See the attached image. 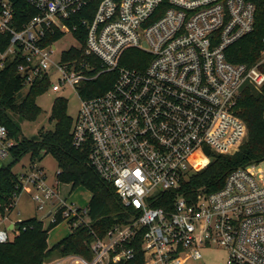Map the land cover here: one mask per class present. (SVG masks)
Listing matches in <instances>:
<instances>
[{"label":"built area","instance_id":"1","mask_svg":"<svg viewBox=\"0 0 264 264\" xmlns=\"http://www.w3.org/2000/svg\"><path fill=\"white\" fill-rule=\"evenodd\" d=\"M24 1L35 14L15 28L12 0H0V32L10 35L0 50V70L17 61L22 89L55 74L52 91L70 86L79 96L82 83L114 73L104 93L80 96L72 143L88 150L90 164L131 213L102 237L93 233L90 258L69 254L42 264H137L138 243L142 264H187L200 259L203 248L218 246L227 264H264V160L232 171L219 190L193 200L177 191L211 153L233 154L247 137L236 106L245 87L264 85V50L250 67L229 62L225 52L253 30L255 5L247 0ZM79 26L85 28L84 53L97 64L66 60L64 52L60 62L52 61L58 39L48 37L74 34ZM131 48L146 54L136 61L138 67L121 63ZM14 144L0 123V161L9 158ZM18 178L21 191L33 185L38 210L49 206V224L89 227L87 206L60 197L56 175L47 182L45 172L33 167ZM168 192H175L171 208L154 207ZM19 221L0 229V243L15 236Z\"/></svg>","mask_w":264,"mask_h":264},{"label":"trees","instance_id":"2","mask_svg":"<svg viewBox=\"0 0 264 264\" xmlns=\"http://www.w3.org/2000/svg\"><path fill=\"white\" fill-rule=\"evenodd\" d=\"M255 5V21L253 30L231 44L225 56L234 64L255 65L264 50V0H247ZM15 10V28L35 14V10L24 0H12ZM78 17V16H75ZM80 47H72L64 52L66 60L96 61L84 53L85 28L79 26L75 31ZM60 34L49 36L48 40L59 39ZM10 35L0 32V50L9 43ZM146 55L137 49H128L121 60L129 67H138L140 57ZM17 61L9 60L0 70V123L7 129L15 141L11 147L9 162L0 167V214L10 211L15 202V192L19 189L18 174L13 170L16 163L28 156L30 165L45 155H51L57 162L56 180L62 184H70L71 190L82 187L90 193L87 205L90 218L89 227H71L70 233L49 247V232L57 224L43 226L37 217L21 220L16 224L15 236L6 243H0V264H42L69 254L91 257L90 244L93 233L103 236L115 224L124 223L130 216V210L121 203L113 185L102 179L90 164L88 150L78 149L72 143L73 121L66 112L65 100L55 97L51 106L49 121L54 126L49 130L40 129L36 136L27 138L22 135L20 121H34L41 113L36 104V97L45 92L49 86L48 78L37 79L24 95L21 80L17 77L15 65ZM96 68L95 70H97ZM264 72V64L261 66ZM114 73L100 74L93 81L82 83L79 89L81 97L98 96L108 90L114 81ZM236 114L247 126L246 140L233 154L211 153L208 160L199 164L183 181L179 193L187 199H195L199 193H211L219 190L226 177L234 170L264 160V85L260 90L247 86L242 92L236 106ZM17 186V189H16ZM175 192L159 195L153 206L171 208ZM164 200L167 202L164 203ZM135 250L137 264L143 263L139 243Z\"/></svg>","mask_w":264,"mask_h":264},{"label":"rangeland","instance_id":"3","mask_svg":"<svg viewBox=\"0 0 264 264\" xmlns=\"http://www.w3.org/2000/svg\"><path fill=\"white\" fill-rule=\"evenodd\" d=\"M75 34V33H74ZM71 32H65L56 42L55 51L51 54V60L54 62H60L63 52L69 50L72 47H78L80 41ZM77 36V35H76ZM57 80V76L52 74L50 76V83H54ZM27 89L23 88L20 93L24 95ZM62 97L65 100L66 112L68 116L74 120L79 112L81 98L70 86H63L61 90L55 92L49 87L45 92L36 97V104L40 107L41 113L36 120H23L20 121L22 135L30 138L36 136L40 129L49 130L54 126V122L49 121L51 106L55 97ZM246 140V139H245ZM243 140L242 143L245 141ZM241 143V144H242ZM239 149V148H238ZM237 151V150H236ZM208 158H205L207 161ZM9 162V158L0 161V167ZM264 166V163H263ZM33 167L42 169L46 176L47 182H53L55 179V172L57 171V162L51 155H45L35 164L30 165L28 156H24L21 161L16 163L13 170L18 174H27ZM34 188L32 184H26L23 190L17 195L15 204L11 207L10 211L4 214V218L0 214V229L7 228L6 225L11 222L19 220H25L31 217H37L43 221V226L49 225L48 218L45 215L48 213L49 206H46L43 210H38L37 205L32 200ZM58 194L60 197H67V203H74L80 208H85L88 205L90 199V193L82 187H77L71 190L70 184H61L58 186ZM71 231V227L68 222L61 221L57 224L48 234L47 243L49 247L66 237ZM10 233V231H8ZM11 235V234H10ZM201 258L198 260L190 259L187 264H227L226 253L222 247L203 248L201 250ZM53 260V259H52ZM50 261V260H49Z\"/></svg>","mask_w":264,"mask_h":264},{"label":"water","instance_id":"4","mask_svg":"<svg viewBox=\"0 0 264 264\" xmlns=\"http://www.w3.org/2000/svg\"><path fill=\"white\" fill-rule=\"evenodd\" d=\"M17 77H19V75H17ZM263 118H264V117H263ZM205 154H206V155H209V150H208L207 148L205 149Z\"/></svg>","mask_w":264,"mask_h":264},{"label":"crops","instance_id":"5","mask_svg":"<svg viewBox=\"0 0 264 264\" xmlns=\"http://www.w3.org/2000/svg\"><path fill=\"white\" fill-rule=\"evenodd\" d=\"M61 184H62V183H61ZM64 198H67V197H65V196H64ZM7 227H8V228H11V226H10V225H7Z\"/></svg>","mask_w":264,"mask_h":264}]
</instances>
